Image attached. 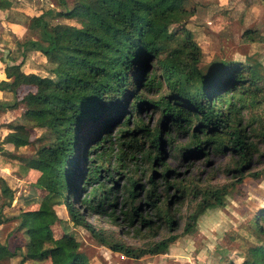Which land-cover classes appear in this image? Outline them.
<instances>
[{"label":"trees","instance_id":"trees-1","mask_svg":"<svg viewBox=\"0 0 264 264\" xmlns=\"http://www.w3.org/2000/svg\"><path fill=\"white\" fill-rule=\"evenodd\" d=\"M13 1L0 0V10L10 8ZM50 2V7L40 8L29 18L28 27L37 31V36L19 38L12 32L14 50L0 49L5 76L0 79V89L13 96L11 102L0 101L1 116L10 113L3 121L8 132L0 138V150L23 161L26 172L32 171V186L46 196L36 206L26 202L17 212L6 214L3 208L11 204L13 195L7 179L0 175V225L14 224L8 230L12 231L10 238L0 239V264H9L14 256H20L18 264H89L73 233L54 230L62 219L48 202L51 196L60 198L71 224L82 226L114 251L126 255L164 252L174 235L135 253L123 242L109 241L88 218L89 214L115 218L119 192L115 174H125V150L131 157L140 152L151 165L162 164L161 176L166 178L169 168L162 160L164 143L174 146L180 133L188 137L175 145L181 157L206 156L209 151L228 153L237 162L233 169L247 167L258 152L256 141L264 140V81L237 60H220L211 74L202 71L201 48L190 29L181 25L175 31L170 27L193 14L194 9L185 6L186 0ZM7 18L14 17L9 14ZM243 34L250 38L249 30ZM29 50L36 67L25 72L22 60L17 59ZM150 63L159 73L150 69ZM139 86L158 94L143 96ZM127 104L131 113L142 108L157 111L156 123L147 124L136 117L129 126L126 116L114 137L108 132L100 135L121 118ZM113 107V118L104 117ZM94 120L90 137L81 140V126ZM33 128L43 130L49 141L34 155L14 154L15 148L33 141ZM6 143L13 146L8 148ZM247 174L257 176L256 172ZM242 179L240 173L236 180ZM148 181L143 203L153 205L159 213L153 173ZM126 182L121 186L126 191L123 202L128 201L129 207L120 209L123 218L129 225L137 220L150 227L151 219L141 213L138 199L142 183L132 175H126ZM226 187L200 191L202 208L222 204ZM175 190L183 193L186 188L177 183ZM167 210L165 219L171 226L174 219ZM190 219L195 220V215ZM190 227L188 221L185 230ZM256 227L264 235V207L256 215ZM14 240L20 244L12 246ZM229 264H264V241L248 248L238 263Z\"/></svg>","mask_w":264,"mask_h":264},{"label":"rangeland","instance_id":"rangeland-1","mask_svg":"<svg viewBox=\"0 0 264 264\" xmlns=\"http://www.w3.org/2000/svg\"><path fill=\"white\" fill-rule=\"evenodd\" d=\"M50 1L56 0H31L19 7L23 9L25 8L23 6H26L29 11L35 13L40 7L45 9L50 7ZM185 3L187 8L194 9L193 14L182 23H175L170 27L175 31L181 25L190 29L201 48L199 66L204 73L211 74L218 67L220 60H237L250 66L251 71L252 69L254 71L252 73H256L257 77L264 81V0H186ZM246 29L250 32V38L243 34ZM35 36L37 31L28 28L23 38ZM4 50L6 52L8 48L5 47ZM21 60L25 70L36 67L31 58L25 60L19 56L17 62ZM151 68L159 73L158 67H154L153 63H150ZM131 72L134 70L131 69ZM245 74L249 75L248 71ZM138 92L147 97L158 94L156 90H146L142 86H139ZM0 101H13L12 93L4 92ZM130 111V105L127 104L121 118L112 123L108 130L105 128L101 130L100 135L108 132L114 137L123 127L122 121L126 116L129 126H132L136 117L147 124L156 123L158 112L152 108H142L138 115ZM114 113L115 107L104 117L113 118ZM245 117L247 115L244 113ZM98 119L100 118L96 120ZM96 120L81 126L79 136L81 140L90 137L91 124ZM3 121L5 116L2 117L0 114V138L8 132V127ZM30 138L33 139L30 144L15 148L13 153H18L22 157L31 156L42 143L49 141L45 132L38 128L30 131ZM187 138V135L177 133L173 141L174 146L164 143L162 160L169 168L166 178L161 176V171L164 169L162 164L151 165L141 157L140 152H132L131 157L128 155L129 150H125L122 168L125 174H115L119 185L114 207L115 218L97 214L88 216L96 228L102 229L109 236V241L123 242L131 246L135 253L139 248H146L174 235L175 239L167 245L164 252L126 255L110 249L107 244H101L82 226L71 224L66 209L57 196L48 198V202L62 219L60 225H55L54 230L62 228L73 233L89 264H229L231 261L238 263L242 257H245L248 248L264 241V235L259 233L256 227V215L264 207V140H257L252 136L255 141L257 140L258 152L249 166H241L240 170H235L233 167L237 164L236 159L228 153L209 151L206 156L181 157L175 145L184 143ZM116 147L114 145V149ZM4 165L13 167L6 180L13 195L11 204L3 208L6 214L17 212L26 202L36 206L40 200L46 199L41 189L32 186V171L26 172L22 167L23 161L0 150V167ZM248 172H256L257 176L248 175ZM152 173L160 197V201L157 202L161 209L159 213L153 205L143 203L145 189L150 184L148 176ZM240 173L243 174V179L237 181ZM126 175H132L142 183L143 187L139 189L138 199L141 213L151 219L150 227L140 225L137 220L129 225L123 218L120 209L129 207L128 201L123 202L126 191L121 186L126 182ZM177 183L186 188L183 193L175 190ZM223 184L227 187L222 195V204L212 208H202L199 202L202 197L200 191ZM2 200L3 196L0 194V203ZM166 207L174 219L171 226L165 219ZM191 214L195 215V220L190 221ZM188 221L191 227L190 230H185ZM9 225L11 229L14 226L13 223ZM7 227L8 225H5L2 228L0 225L1 240L9 239L11 236L12 231L8 232ZM17 242L14 240L12 244ZM19 258L20 256H14L9 264H18ZM32 264H48V262L34 261Z\"/></svg>","mask_w":264,"mask_h":264},{"label":"crops","instance_id":"crops-1","mask_svg":"<svg viewBox=\"0 0 264 264\" xmlns=\"http://www.w3.org/2000/svg\"><path fill=\"white\" fill-rule=\"evenodd\" d=\"M30 1L31 0H14L13 3L11 4L10 8H8V9L5 8V9L0 10V49H4L6 47V48H9L10 50H14V43H13L12 35H11L12 32L16 37H19V38L23 37L27 33L28 28H29L28 27L29 18L31 16L37 14V12L35 11V13H32L31 11H29L27 9L26 6H23V7H25L23 9H21L19 6L24 5ZM50 4H51V2H50ZM21 13L24 14V16H22ZM9 14H11L14 18L9 20V18H7L9 16ZM32 54H33V51L29 50L28 52H26V55L22 58H24L25 60H29L31 58L32 61L34 62V58H33ZM0 56H1V53H0ZM18 56H21V55H18ZM22 63H23V61H22ZM21 68L25 72H28V71L34 69L33 67H31L30 69L25 70L23 65L21 66ZM4 77L5 76H4V71H3V63L0 61V79H2ZM4 92L12 93L9 90H1L0 89V99H2ZM2 115H4L5 118H7L6 116H10V113H8L6 111ZM4 145L8 148L10 146H13V145H10L9 143H6ZM5 169H7V170H5ZM0 170H1L0 175L7 179V175H9L11 173V171L13 170V167L4 165V166L0 167ZM5 172H7V173H5ZM1 226L3 228L5 225H1ZM9 229H10V225H8L7 231ZM15 244H20V243H18V242L13 243L12 246H14ZM23 264H32V263L27 261Z\"/></svg>","mask_w":264,"mask_h":264}]
</instances>
